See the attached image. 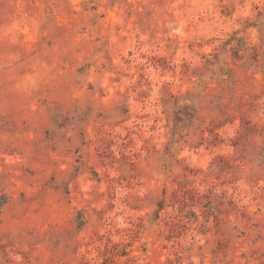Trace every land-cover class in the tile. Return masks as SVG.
Returning a JSON list of instances; mask_svg holds the SVG:
<instances>
[{"label": "rangeland", "instance_id": "rangeland-1", "mask_svg": "<svg viewBox=\"0 0 264 264\" xmlns=\"http://www.w3.org/2000/svg\"><path fill=\"white\" fill-rule=\"evenodd\" d=\"M0 264H264V0H0Z\"/></svg>", "mask_w": 264, "mask_h": 264}, {"label": "trees", "instance_id": "trees-1", "mask_svg": "<svg viewBox=\"0 0 264 264\" xmlns=\"http://www.w3.org/2000/svg\"><path fill=\"white\" fill-rule=\"evenodd\" d=\"M159 207H160V209H163V208H164V204L161 202V203L159 204Z\"/></svg>", "mask_w": 264, "mask_h": 264}]
</instances>
